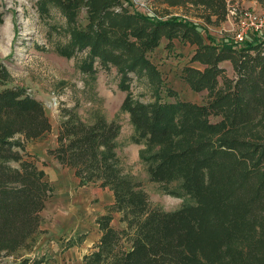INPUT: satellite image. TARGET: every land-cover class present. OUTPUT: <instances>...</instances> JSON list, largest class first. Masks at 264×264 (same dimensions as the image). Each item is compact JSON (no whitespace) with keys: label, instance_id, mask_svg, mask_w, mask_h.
Returning a JSON list of instances; mask_svg holds the SVG:
<instances>
[{"label":"trees","instance_id":"obj_1","mask_svg":"<svg viewBox=\"0 0 264 264\" xmlns=\"http://www.w3.org/2000/svg\"><path fill=\"white\" fill-rule=\"evenodd\" d=\"M154 1L165 18L131 10L123 0H39L41 10L55 6L69 26L62 55L86 49L82 67L89 72L94 61L115 66L119 89L126 91L120 109L132 124L131 140L143 145L149 180L179 181L193 200L176 210L153 205L142 183L123 173L116 151L120 123L103 116L86 122L63 109L57 144L47 153L72 168L80 186L107 187L114 196L96 217L101 234L83 262L264 264V40L237 42L209 33L208 26L236 10L235 0ZM162 39L168 49L173 39L194 46L189 61L201 67L187 65L182 74L190 89L206 91L201 102L182 100L166 87L150 60ZM132 75L145 79L151 101L134 98ZM8 76L0 64V258L33 250L45 232L41 212L54 190L25 151L52 125L43 103L24 87L7 85ZM161 93L172 102L160 100ZM18 259L12 264L43 263L22 254Z\"/></svg>","mask_w":264,"mask_h":264},{"label":"rangeland","instance_id":"obj_2","mask_svg":"<svg viewBox=\"0 0 264 264\" xmlns=\"http://www.w3.org/2000/svg\"><path fill=\"white\" fill-rule=\"evenodd\" d=\"M123 2L131 10L150 16L164 15L163 6L154 0ZM233 6L236 10L232 11L237 16L245 9L260 12L264 11V0H235ZM84 15V11L78 14L80 24L85 22ZM237 16L235 18L231 13L220 24L208 26L209 33L215 39L234 41V34L238 29ZM162 17L165 18V15ZM68 27L63 14L53 5H48L47 11H43L39 0H0V64L8 71L7 85L24 87L26 94L40 100L52 125L50 131L25 145L29 158L44 169L45 179L54 188L43 211L45 224L58 223L65 215V206L69 207L74 203L81 212L78 224L85 225L93 222L98 214L93 207L101 206L99 195H94L91 191L96 190L91 186L94 184L80 186L73 169L63 167L47 153L57 144L56 136L63 109H72L86 122L103 116L108 121L120 123L116 151L124 167L123 173L142 183L153 205L164 210H176L182 204H192L193 200L183 193L179 181L160 185L149 180L146 165L141 159L140 150L143 145L131 140L132 124L128 114L120 109L126 91L119 89L120 77L115 66L104 67L100 62L94 61V71L89 72L82 67L88 52L86 49L77 50L71 57L62 55L59 48L67 45L70 38ZM246 37L264 40V29L261 33L250 31ZM166 43L162 39L150 54V60L160 70L166 87L174 90L182 100L201 102L206 91L195 92L190 89L182 74V69L187 65L201 67L189 61L194 46L173 39V46L168 49ZM221 66L232 76L229 61H223ZM133 77L130 91L134 98L141 102L151 101L152 90L146 85L145 79ZM160 96V100L172 102V97H166L164 93ZM171 191L176 193L172 194ZM112 224L118 226L117 215ZM21 254L25 255L26 252L21 250L14 256L2 257L0 264H12L14 260H19L18 256Z\"/></svg>","mask_w":264,"mask_h":264},{"label":"crops","instance_id":"obj_3","mask_svg":"<svg viewBox=\"0 0 264 264\" xmlns=\"http://www.w3.org/2000/svg\"><path fill=\"white\" fill-rule=\"evenodd\" d=\"M91 186L96 189L95 191L91 190L92 193L99 195L101 200V206L93 207V210L98 212L93 218V222H87L85 225L78 224L81 212H79V207L72 201V205L65 206V215L62 218L60 217L58 223L45 224V220L43 221L40 229L45 230V232L37 238L36 245L33 250L25 254L26 257L42 258V264H84L83 255L87 254L93 245L97 243L101 234L95 222L96 217L104 213L105 207L112 204L114 200L112 191L109 188H100L97 185ZM43 211L44 209L41 214L45 217ZM79 236H83L81 241L77 240ZM69 241H72L73 244L69 245Z\"/></svg>","mask_w":264,"mask_h":264},{"label":"built area","instance_id":"obj_4","mask_svg":"<svg viewBox=\"0 0 264 264\" xmlns=\"http://www.w3.org/2000/svg\"><path fill=\"white\" fill-rule=\"evenodd\" d=\"M236 18V13L230 10V14ZM237 16V31L234 34V41L241 42L246 39L248 32L261 33L264 29V11L243 10Z\"/></svg>","mask_w":264,"mask_h":264}]
</instances>
